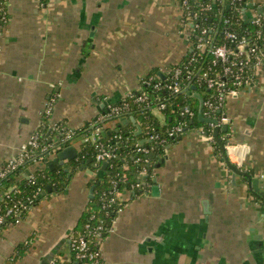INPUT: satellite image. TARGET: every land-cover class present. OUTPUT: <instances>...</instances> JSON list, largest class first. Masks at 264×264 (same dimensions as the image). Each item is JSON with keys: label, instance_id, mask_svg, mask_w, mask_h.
<instances>
[{"label": "crops", "instance_id": "0c3cea01", "mask_svg": "<svg viewBox=\"0 0 264 264\" xmlns=\"http://www.w3.org/2000/svg\"><path fill=\"white\" fill-rule=\"evenodd\" d=\"M258 2L264 6V0ZM5 5L0 166L38 127L53 96L49 124L80 129L138 90L146 77L165 75L191 49L177 0H6ZM254 78L223 108L230 120L227 134L220 133L226 153L203 130H188L151 157L153 171L140 177V194L122 190L123 207L103 245L107 264H264V204L245 176L237 175L234 183L225 159L226 154L259 179L264 196V65ZM154 113L166 124L165 113ZM130 122L131 116L109 120L103 135ZM85 138L63 147L74 145L80 153ZM69 164L61 166L70 173ZM83 165L70 173L65 190L47 192L20 224L2 231L0 264H9L31 236L25 255L11 262L40 264L56 254L68 256V238L50 251L75 231L94 181L105 179L107 171L95 158Z\"/></svg>", "mask_w": 264, "mask_h": 264}, {"label": "built area", "instance_id": "2783aa9c", "mask_svg": "<svg viewBox=\"0 0 264 264\" xmlns=\"http://www.w3.org/2000/svg\"><path fill=\"white\" fill-rule=\"evenodd\" d=\"M45 4V0H40ZM192 3V0H177L179 11L181 13V22L186 29L190 51L193 56L186 62H181L169 67L165 73L164 79L158 76L151 75L149 79H143L141 86L138 90L141 93L135 95L134 92L128 93L127 96H134V101L137 104L149 102V95L143 90L144 81H156L154 88L156 90L164 91L170 96H177L186 93L188 87L192 85L197 87V90H192V93L199 91V87L207 86L210 90H215L213 96L204 101V108H207V118H213L212 115L215 111H221L226 106L229 98H238L241 89L246 86H251L255 81V73L260 67L264 65V6L258 0H205ZM194 4V7H193ZM216 7L219 13H223L225 9H232L239 12L240 16L244 19L258 26V28L250 33V36H241L237 31L221 28L215 25H206L205 21L208 18V12ZM263 8V11H260ZM0 24H6L8 16L6 15V8L1 9ZM223 23L227 25H235L238 23L233 16L224 17ZM2 26V25H1ZM2 29V28H1ZM224 35V43L217 44L216 36ZM233 42V44L231 43ZM189 53V52H188ZM194 62V66L191 65ZM207 63V65H206ZM221 65L222 68L218 69ZM156 79V80H155ZM222 94V95H221ZM57 96V95H56ZM56 96L50 98L46 104L44 113L51 115L53 105L57 99ZM203 96V94H202ZM158 103L152 106L155 110L164 113L168 103L162 101V96L157 97ZM174 106V101L170 103ZM133 107L128 101L117 105L109 104L107 111L98 115V117L90 124L91 132L86 136L85 142H91L95 149V161L101 167L104 161H108L110 165L111 160L115 159L118 155L114 152V147L107 144L102 140L101 134H104L103 125L100 123L117 116L121 118L126 112L132 111ZM195 114L190 105L182 107L181 115L193 117ZM215 119V118H213ZM217 120V119H216ZM218 121V126L221 128L230 123L227 115H223L222 119ZM41 123L30 135L27 141L21 146L17 154L5 160L0 166V183L6 178L10 172L22 167L27 160L30 165L26 168L24 173L30 182L35 183L37 176L45 171L49 166L52 157L56 156L62 147L70 141L76 129L68 127L63 122H56L50 124L53 130H58L64 134L60 139L54 138L53 141H45L43 133L40 130ZM213 133L209 134L203 130L211 141H215L214 127ZM185 122L179 121L167 130V136L162 135L156 130V127L147 126L143 131L146 133V141L144 143H136L135 152L138 154L136 161L143 160L148 162L144 165L140 175L147 172H152L153 168L150 165V160L147 159L148 155L155 152V147H163L164 151L167 150L168 137H176L184 132ZM119 131V130H118ZM121 132V130H120ZM118 139L121 135L116 136ZM60 140V141H58ZM147 141L151 142L147 145ZM82 150V149H81ZM78 158V157H77ZM32 165V168L30 166ZM124 166L128 168L126 163ZM108 168V167H107ZM107 170V169H106ZM22 173H20L21 175ZM140 176V177H141ZM127 175H119L111 177L109 182L110 186L104 190L101 195L102 209L104 210L105 217H100L97 213L91 215V222H86L81 231H73L68 237V256L66 254L53 255L48 264H106L105 255L103 252V245L105 238L113 230L117 221V217L107 218L111 212L115 211L117 206L121 205L122 199L120 198L122 183L126 182ZM141 188V180L137 183H132L130 186L125 187L129 191L135 192L136 189ZM41 187L33 196L27 198V204L31 208L36 205V199L42 196ZM2 196L6 199L11 197L10 192L4 191ZM21 201L18 200L10 206L5 214L12 216L15 219L9 225H18L24 219L23 207L20 206ZM4 222V216H0V223ZM8 225V226H9ZM16 255L10 259V264H14Z\"/></svg>", "mask_w": 264, "mask_h": 264}, {"label": "trees", "instance_id": "16d2710c", "mask_svg": "<svg viewBox=\"0 0 264 264\" xmlns=\"http://www.w3.org/2000/svg\"><path fill=\"white\" fill-rule=\"evenodd\" d=\"M198 1H205V0H198ZM6 0H0V15L2 12V8H6ZM192 3H196L195 0H192ZM194 7V4H193ZM208 18L205 21L206 25H215L221 28V32L224 28L235 30L237 31L241 36L247 35L250 36V33L255 31L258 26L249 22L248 20L244 19V16H240L239 12H236L232 9H225L223 13H219L216 7L213 8V10L209 11ZM7 16H9L6 13ZM233 16L234 19L238 21L235 25H227L226 23H223L224 17ZM3 26V24H1ZM1 26V27H2ZM220 32L216 36V43L221 44L224 43V35ZM233 44V42H231ZM193 56V52H189L181 62H186ZM180 62V63H181ZM207 65V63H206ZM194 66V62L191 65V67ZM222 66L219 65L218 69H221ZM149 79V76L146 77V80ZM156 80V79H155ZM156 81L150 80L144 81L143 83V90L146 91V93L149 95V102H144L142 104H137L134 101V96L130 95L127 97H123L120 101H118L116 104L120 105L124 101H128L131 106L133 107L132 111L126 112L123 114V116H131L134 118L133 122H130L128 124L120 125L115 131H112L110 135H102L101 138L103 141H105L107 144L112 145L114 147V152L118 155L115 159L111 160L110 165L107 168V171L105 172V179H97L94 181L95 189L93 197L90 199L86 209L84 210L79 223L75 227V231H81L83 229V225L86 222H91V215L93 213H97L100 217H105V212L102 209V200L101 195L104 190H107L110 186V178L115 176L117 173L119 175H127L126 182L121 184L122 190L125 189V187L130 186L132 183H137L140 180V172L144 165H147L148 162H145L144 159L146 158L143 156V160L138 162L136 161V158L138 154L135 152V145L136 143H140L142 141V138L146 139V133L143 131L147 126L150 127H156V130L160 132L162 135L167 136V130L169 127L173 126L174 124L178 123L179 121L185 122L184 132H187L188 130L192 129H200L205 130L209 134L213 133V125L211 123L202 121L199 118V107H200V101L197 97H195L193 94L183 93L179 94L177 96H170V94L165 93L161 90H156L154 88V83ZM200 91L203 94L204 101L208 100L213 94L215 93V90L208 89L207 86H201L199 87ZM141 93L140 90L134 91V94L137 95ZM162 96L163 100L168 103L167 108L164 110V113L166 115V124H161L159 119L154 113V109L152 108L153 105L160 102L158 101L157 97ZM222 95V94H221ZM174 101L177 105H170V103ZM190 105L195 114L193 117H187L182 116L181 111L182 107ZM207 108L205 107L203 110V114L205 117H208L209 115L206 113ZM224 115V109H221V111H215L213 113L212 117L221 120ZM42 121H41V127L40 130L43 133V139L45 141H53L54 138L60 139L64 136L63 133H61L58 130H53L52 127L49 124V117L50 115H47L43 113L42 115ZM119 117L114 116L111 117L109 120H117ZM103 121L100 124L103 125L105 122ZM137 128L141 129V133H137ZM119 130V131H118ZM121 130V132H120ZM91 132V128L89 124H86L84 127L80 129H76L74 132L73 137L68 141V143L77 142L80 138L83 136L89 135ZM222 132V131H221ZM224 132V131H223ZM182 133V134H183ZM181 134V135H182ZM223 134H227V132H224ZM121 135V138L118 139L116 136ZM181 135H178L176 137H168V143L176 141ZM60 141V140H58ZM223 142H226V139L223 140ZM218 149H222L220 144L216 141H214ZM151 142L147 141V145H150ZM155 152L157 154L164 153L163 147H155ZM95 155V149L91 142H85L83 145L82 150L79 153L78 158L73 159L70 161L69 167L71 169V176L82 167V165L90 158L94 159ZM148 160L151 161V155H148ZM128 164V168H125L124 165ZM30 165V161L27 160L25 164L22 167H19L17 170H14L9 173V175L4 178L0 183V216H4V222L0 223V235H2V231L6 229L11 221H13L15 218L12 216H7L5 214V211L12 206L16 201L20 200V206L23 207V215L26 217L29 210L31 209V206H27L26 209H24V206L27 204V198L29 196H33L39 187H41V193L43 196V192L46 190V187L48 185H51L55 188L57 192H62L65 190V188L68 186L71 176L69 172L65 170V168L61 165H58L54 169H51L49 166L45 171L40 173L35 183H32L29 181L28 177L24 174L26 173L27 166ZM100 168V167H99ZM20 173H22L20 175ZM150 174V173H149ZM148 174L147 176V182L151 181V177ZM246 180H249V184L251 187V191L257 195V197L262 201L264 204V196L260 194L259 192H254V188L251 183V179H247V177H244ZM103 181V182H102ZM4 191L10 192L11 197L9 199H6L2 196V193ZM143 191V184L141 180V188L136 189L135 193L140 194ZM38 197L36 199V203H38L41 200V197ZM123 206L119 205L115 209V211L111 212L110 215L107 217H117L121 208ZM29 245H18L16 248V257H23L28 249Z\"/></svg>", "mask_w": 264, "mask_h": 264}, {"label": "water", "instance_id": "95a60500", "mask_svg": "<svg viewBox=\"0 0 264 264\" xmlns=\"http://www.w3.org/2000/svg\"><path fill=\"white\" fill-rule=\"evenodd\" d=\"M260 11L262 12V11H263V8H260ZM160 77H161L162 79H164L165 76H164L163 74H161ZM193 89H194V90H197V87H196L195 85H192L191 88L188 87V88L186 89V92H187L188 94H193L195 97H197V98L199 99V101H200V107H199V118H200L202 121H205V122H208V123L216 124V126L214 127V137H215L216 141H217V142L220 144V146L222 147L223 152L226 153V152H225V151H226V150H225V144H224V142H223V139H222L221 136H220V133H221V131H228V129H229L228 125H225L224 127L221 128L220 126L217 125V124H218V121H217L216 119H213V118H207V117L204 116V114H203V110H204V98H203L202 94H201L199 91H196V92L192 93V90H193ZM131 120L134 121V118L131 117ZM140 132H141V129L139 128L138 134H139ZM144 142H145V140H142V143H144ZM156 155H157V153L154 152V153L151 154V157H155ZM78 156H79V152L77 151V149H76V147H75L74 145H69V146L63 147V148L57 153V155L54 157L53 162L49 165V167H50L51 169H54L55 166H56L57 164L64 165L66 162L71 161V160H73V159H76ZM225 159H226V163H227L228 167H229L230 170L233 172V175H232V176H233V179H234V183H236V176H237V175H243V176L247 177L248 179H252V176L250 175V173H248L247 171L242 170L238 165L231 163V162L229 161V159H228V157H227L226 154H225ZM160 162H164V160L162 159ZM108 164H109L108 161H104V162L102 163V165H101V168H102L103 170H106L107 167H108ZM160 164H161V163H158V164L155 165V166L158 167V166H160ZM81 168H84V165H83ZM66 171H67V169H66ZM69 176H70V175H69ZM252 180H253V181H252ZM252 180H251V183H252V186H253V188H254V192H259V179L254 178V179H252ZM54 189H55L54 187H52L51 185H48V186L46 187V190L43 192V195H45L47 192H52ZM94 189H95V185H93V186L91 187V189H90V197H91V198L93 197ZM153 190H154L155 192L158 191V190H159V189H158V186H157V185L153 186ZM155 194H157V193H155ZM208 213H209V211L207 212V214H208ZM68 236H69V235L67 234V235H65L63 238H61V239L57 242V244L51 249L50 252L52 253V252H55L57 249H59L60 246H61V244L65 241V239L68 238ZM49 259H50V258H48V259H47V258H44L40 264H48V260H49Z\"/></svg>", "mask_w": 264, "mask_h": 264}, {"label": "rangeland", "instance_id": "374dc122", "mask_svg": "<svg viewBox=\"0 0 264 264\" xmlns=\"http://www.w3.org/2000/svg\"><path fill=\"white\" fill-rule=\"evenodd\" d=\"M260 4H262V3H260ZM2 27H4V25L2 26ZM188 54V53H187ZM186 54V55H187ZM229 99H233V98H229ZM53 160V159H52ZM35 206V205H34ZM13 226V225H12ZM31 237H34V236H31ZM31 237H28L25 241H24V243H23V245H29V247L31 246V243H30V238ZM15 255H16V253H15ZM49 255V253H46L45 254V257H47ZM9 264H10V262H9Z\"/></svg>", "mask_w": 264, "mask_h": 264}, {"label": "flooded vegetation", "instance_id": "af4514ba", "mask_svg": "<svg viewBox=\"0 0 264 264\" xmlns=\"http://www.w3.org/2000/svg\"><path fill=\"white\" fill-rule=\"evenodd\" d=\"M8 18H9V16H8ZM106 264H107V262H106Z\"/></svg>", "mask_w": 264, "mask_h": 264}]
</instances>
